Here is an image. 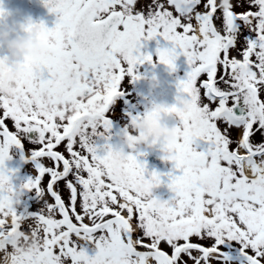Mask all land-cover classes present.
Here are the masks:
<instances>
[{"label":"snow or ice","instance_id":"snow-or-ice-1","mask_svg":"<svg viewBox=\"0 0 264 264\" xmlns=\"http://www.w3.org/2000/svg\"><path fill=\"white\" fill-rule=\"evenodd\" d=\"M44 2L58 17L41 25L53 59L26 67L17 101L0 98V264H231L229 243L242 264H264V0ZM157 37L172 45L157 50L160 63L174 72L179 49L190 68L163 221L137 191L146 166L130 158L121 186L95 146L109 139L123 82L152 63L141 42ZM13 148L38 173L20 189L5 168ZM14 191L34 193V208L19 211ZM29 238L36 250L20 254Z\"/></svg>","mask_w":264,"mask_h":264},{"label":"clouds","instance_id":"clouds-1","mask_svg":"<svg viewBox=\"0 0 264 264\" xmlns=\"http://www.w3.org/2000/svg\"><path fill=\"white\" fill-rule=\"evenodd\" d=\"M10 18V13L0 17V98L15 102L22 94L23 81L27 75L26 67L32 65L35 68L40 63L51 62L54 54L51 51V43L44 39L42 23L31 20L9 23ZM149 64L162 63L157 55V59ZM141 79H144L149 91H155L161 84L155 75ZM188 111V102L182 95H178L176 102L170 106L163 103L147 105L145 114L132 123L130 128L125 129L120 144L107 148V165L114 182L126 186L129 180L130 158L135 157L137 163L142 164L139 158L147 156L153 149L159 150V158L163 163L175 168L176 156L171 146L178 138ZM164 182L163 174L148 172L144 167L137 188L140 197L157 210L162 221L166 211L175 203L173 199L163 200L156 195ZM10 195L20 201L23 194L14 191ZM36 247L37 241L29 238L19 242L18 251L20 254H27L36 250Z\"/></svg>","mask_w":264,"mask_h":264},{"label":"rangeland","instance_id":"rangeland-1","mask_svg":"<svg viewBox=\"0 0 264 264\" xmlns=\"http://www.w3.org/2000/svg\"><path fill=\"white\" fill-rule=\"evenodd\" d=\"M15 5H16V3H14L13 6H15ZM17 5L19 8H22V9L27 7V4H18L17 3ZM9 7H12L11 3L9 5ZM236 10H237V12L242 11V9H240V8H237ZM5 11L7 13L11 14V18L9 21V23H11L12 20L14 19V15H16V14L10 10H7V9H5ZM34 15L36 16L34 19L38 20V18H39L38 15L35 13H34ZM48 16H49L48 21H49L50 30H51L55 27L57 20H58V17H57V14H50ZM40 21H42V20H40ZM142 45H143L142 52L146 53V55H151L153 57L154 61L157 59V50L158 49H170L172 47V45L168 41H165L162 37H160V39L156 38L154 40H150L147 42L142 41ZM176 51H178V55H179V58L177 59V61L186 63L187 62L186 57L183 56L182 54H180L179 49H177ZM136 74L139 76V79L133 81L129 77L123 82V91L126 93V97H125V100H119L117 102V114L114 116V123H113L117 126H118V124H121V123H124L126 125L131 126V124H132L131 117H133V116L139 117L138 113L134 114L131 111L126 116V113L124 111L125 109L123 107L124 105H127V106L128 105L129 106L134 105L136 108L138 107L139 93H140V89H139V81H140L139 65L137 66ZM159 80L161 81V84L156 89V91L154 92L155 95L153 97H150V99H146L142 96V116L145 114L146 106L149 105L150 103H163V104L170 106L176 102V97L179 95L178 84H179L181 79L180 78L177 80L174 79L173 81L168 79L167 82L163 81L161 79H159ZM142 93H143V90H142ZM126 121H128V122H126ZM29 147H31V145H29L27 143L26 148H29ZM194 147L196 148L197 151H202V150H204L205 142L198 140V141H196ZM12 151L15 154L14 156L17 157L19 154V150L16 148H13ZM142 164H144L146 166L148 172L154 171L153 169H151L146 164L144 157H142ZM5 168L9 173H11L10 180H11V183H12L14 189H20L23 184L27 183L30 179H33L34 176L38 175V173L35 172V166L33 163L26 165L24 168H9L8 166H5ZM169 173H171L174 176L180 175L179 171L174 170V168L171 165L167 164L166 171L164 173H162L164 175V178H165L164 185L156 192V195L160 199H163V200L172 199V197L174 196V193L171 192V190L168 187ZM47 182H48V176H45L42 179V186L46 187ZM50 202H53V201H51V199H50ZM36 203H37V197L35 196V194L25 192L22 195L18 210L21 212H23L26 208L29 210H32ZM194 242H199V241L194 240ZM165 250H167V249H165ZM86 251L90 257L95 255V250L92 248H87Z\"/></svg>","mask_w":264,"mask_h":264},{"label":"flooded vegetation","instance_id":"flooded-vegetation-1","mask_svg":"<svg viewBox=\"0 0 264 264\" xmlns=\"http://www.w3.org/2000/svg\"><path fill=\"white\" fill-rule=\"evenodd\" d=\"M10 3L12 5V7H9ZM14 3H16L15 6H13ZM17 3L18 4H27V7L24 9L19 8ZM0 4H2L4 6L3 7L4 9L10 10L16 14V15H14V19L12 21H16L17 23H24L28 20H31L32 22H35V23H42L47 29L50 30V24L48 21L49 16L48 15H50L51 13L44 12V11L40 10L39 8L34 6L32 3H30L28 0H0ZM34 13L38 15V17H39L38 20L34 19L36 17L34 15ZM40 20H42V21H40ZM157 39H160V37H157ZM140 51L142 54L146 55V53L142 52V47H141ZM0 53H2V50H0ZM178 58H179V55H178V51H177V59ZM177 59L175 61L176 70L174 72L170 71L164 64L153 65V64H149V63L145 62L143 65H139V71H140L139 89H140V93H139L138 107L136 108L134 105H130V106L124 105L123 107L125 109L124 111L126 113V116L131 111L134 114L138 113L139 117H142V96L146 99H150V97H153L155 95L154 92L156 90L155 91H149L147 84L145 83L144 79H141V77L151 78L153 75H155L159 79L166 81V82L168 81V79H170L171 81H173L174 79L177 80L179 78L181 79L180 81L186 79L187 73L190 71L189 65L187 62L186 63L185 62H178ZM142 90H143V93H142ZM125 97H126V93L124 92L123 97L119 100H125ZM0 115H2V110H0ZM109 115H111V113ZM114 116L115 115H111V118L113 119V121H112L111 131L108 133L109 139L106 140V139H104L103 136L96 138L95 146L98 149V154L101 156L106 155V148H105L106 145L107 146H118L121 142V139L123 137L125 129L130 128L129 125H126L124 123L118 124V126L113 124L114 123ZM126 122H128V121H126ZM7 125L10 128V130H13V127H12V124L10 121H7ZM38 139H39V133L38 132H33L30 134V140L36 141ZM256 139L257 140L259 139V135H257ZM25 144L27 146L26 142H25ZM31 148H32V146L29 148H26V150H30ZM18 150H19V154L16 157V156H14L15 154L13 153L12 149H10V151H9L10 159L5 161V166H8L9 168H24L26 165L33 163L29 159L30 153L24 152L21 149H18ZM60 150L63 151L62 148ZM145 158H146V156L144 157V159ZM43 162L46 164V166L49 163L47 160H44ZM139 162L142 163V157L139 158ZM48 181H49V177H48ZM223 251L232 257L231 264H242L243 258L239 254L238 247L229 243V244H226L223 246Z\"/></svg>","mask_w":264,"mask_h":264},{"label":"water","instance_id":"water-1","mask_svg":"<svg viewBox=\"0 0 264 264\" xmlns=\"http://www.w3.org/2000/svg\"><path fill=\"white\" fill-rule=\"evenodd\" d=\"M37 7L42 9L43 11H49L47 7H45L44 0H30ZM50 12V11H49ZM160 152L152 151L146 156V163L152 167L154 170L158 172H163L165 170V163H163L160 158Z\"/></svg>","mask_w":264,"mask_h":264}]
</instances>
